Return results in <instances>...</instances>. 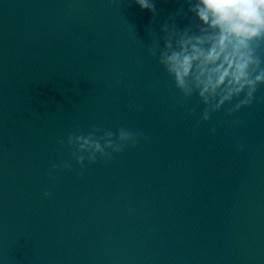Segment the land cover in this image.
<instances>
[{
	"label": "water",
	"instance_id": "water-1",
	"mask_svg": "<svg viewBox=\"0 0 264 264\" xmlns=\"http://www.w3.org/2000/svg\"><path fill=\"white\" fill-rule=\"evenodd\" d=\"M154 2L0 0L3 264H264V85L204 120L150 51L182 0ZM94 127L142 136L78 164Z\"/></svg>",
	"mask_w": 264,
	"mask_h": 264
},
{
	"label": "clouds",
	"instance_id": "clouds-1",
	"mask_svg": "<svg viewBox=\"0 0 264 264\" xmlns=\"http://www.w3.org/2000/svg\"><path fill=\"white\" fill-rule=\"evenodd\" d=\"M135 3L156 12L154 0ZM177 15L188 16L189 23L181 28L176 16L170 17L171 23L165 21L160 29L163 46L159 37L158 45L150 51L183 96L199 97L205 106L204 120L236 98L239 101L229 115L250 105L258 86L264 85V56L260 55L264 50V0H182ZM140 136L142 133L124 128L114 133L94 127L86 134H70L67 143L73 149L72 158L83 165L85 160L95 163L98 157L110 159L112 153L135 145ZM60 143L63 145V140ZM58 167L72 166L68 162L53 165L54 170Z\"/></svg>",
	"mask_w": 264,
	"mask_h": 264
}]
</instances>
